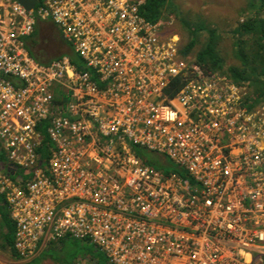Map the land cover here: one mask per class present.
<instances>
[{"label":"built area","instance_id":"2783aa9c","mask_svg":"<svg viewBox=\"0 0 264 264\" xmlns=\"http://www.w3.org/2000/svg\"><path fill=\"white\" fill-rule=\"evenodd\" d=\"M146 1L27 10L0 0V195L13 249L27 260L67 239L109 264H264V112L182 56L174 34L161 37L160 20L140 14ZM38 22L57 28L83 70L66 56L32 58Z\"/></svg>","mask_w":264,"mask_h":264},{"label":"rangeland","instance_id":"374dc122","mask_svg":"<svg viewBox=\"0 0 264 264\" xmlns=\"http://www.w3.org/2000/svg\"><path fill=\"white\" fill-rule=\"evenodd\" d=\"M161 17L160 36L167 38L174 34L173 36L179 41L180 51L190 41L191 31L198 32L199 27L203 28L198 33H194L196 46L194 51L186 57L188 59H195V53L204 47L208 37L206 27H209L216 30L217 51L224 61L225 68L241 65L239 58L236 57L237 45H239L237 43L239 41H243V45L239 46H242L241 48L246 53V56L249 58L250 55H254L252 58L253 63L255 61V65L259 63L255 60L256 54L254 50L258 43L256 41L258 38L257 34L242 35L238 27L249 19H256L264 23V9H260L259 0H168L164 15ZM44 26L42 27L43 32H49L45 36L47 40L42 42L45 45L47 56L53 60L66 54V50L69 47L67 44L63 42L62 47L57 43L55 44L57 28L53 26L52 29L46 25L48 29L50 28L48 30ZM37 34L38 32L36 31L35 35ZM43 57L46 59V54H43ZM258 67L259 69H264V67L259 65ZM263 78V76H260V80ZM240 87L243 89L244 94L242 107L249 112H264V102H254L255 95L252 94V89L248 84ZM252 102L253 104H251ZM250 104L253 105V108H249ZM146 155L149 159L154 157L152 154ZM166 169L169 168L166 167ZM95 248V246L85 242L66 240L60 248L58 243H53L52 249L43 255H49L47 259L52 264H94L96 262L103 264L105 256L101 252L96 251ZM251 252L256 254L253 250ZM20 260L18 259V261ZM18 261L12 257L11 252L0 249V264H23Z\"/></svg>","mask_w":264,"mask_h":264},{"label":"trees","instance_id":"16d2710c","mask_svg":"<svg viewBox=\"0 0 264 264\" xmlns=\"http://www.w3.org/2000/svg\"><path fill=\"white\" fill-rule=\"evenodd\" d=\"M259 1H260V9L262 10L264 9V0H259ZM167 2L168 0H147L145 5L141 8L140 14L148 22L151 23L157 22L162 18L161 16L164 15ZM46 25H48L53 29V25L49 22H43V23L38 22L37 25L35 26V32L37 31L38 34L35 35L34 32V34L28 39L27 48L32 58L38 63L49 64L53 60L66 56L78 70H83L84 66L82 60L76 53L73 52L70 44L66 43L61 38L58 31L56 35L55 44L57 43L61 47L63 45L62 44L63 42L67 44L69 47L66 50V54L58 56L56 59L53 60L47 56V53L45 51V45L42 43L47 40L45 39V36L49 34V32L46 33L43 32L42 27L43 26L46 27ZM238 27H239V32L242 35H249L251 33L257 34L258 38L256 39V41H258V43L254 47L256 54L255 60L259 62L258 63L259 66L264 67V23L259 22L256 19H249L247 22L241 23ZM202 29H203L202 27H199L198 32L199 30ZM198 32L191 31L192 36L190 41H188L183 46V48H181L182 50L181 53L183 56H188L194 51L196 46V38L194 36L195 35L194 33H198ZM206 32L208 37L204 47L198 50L194 55L196 62L200 66H202L205 70L217 71L225 74L228 77V79L237 86L248 84V86L252 89L253 92L252 94L255 95L254 102H260V103L264 102V78L260 80V76L264 77V69H259L258 65H255L256 61L253 63L252 58L254 55H250L249 58L246 56V53L241 48L242 46L241 47L239 46V45H243V41H239L237 43L239 45H237L238 51L236 53V57L239 58L241 65L230 66L228 68H225L224 61L221 59V56L217 51V40H216L217 38L215 36L216 30L213 28L206 27ZM40 39L41 41H39ZM42 52L44 55L46 54V59H44ZM251 104H253V102ZM251 104L249 105V108H253V105ZM44 132L45 130H43V133ZM49 146H51V144L49 143L48 137L46 135L42 145L37 150V152L40 154V157H43L44 154L46 156L49 154L47 152ZM146 154L148 153H146V151H143V153H141V157L143 158V160H146V162L149 165L153 167L166 169V166L162 164L161 157L154 156L153 159H149V157ZM0 162L2 164H7V158L5 156V152L1 148V145H0ZM13 175L17 178L24 179L27 177L28 174L23 170H19L15 172ZM13 180L15 179L13 178ZM14 240H15V225L10 218V213L6 201L4 197L0 195V249L11 252L12 256L18 259L19 257L17 256V254L13 249ZM66 240L67 239L59 241L58 246H61L63 242ZM95 250L98 251L96 248ZM94 264H100V263L96 262ZM103 264H109L106 258Z\"/></svg>","mask_w":264,"mask_h":264},{"label":"crops","instance_id":"0c3cea01","mask_svg":"<svg viewBox=\"0 0 264 264\" xmlns=\"http://www.w3.org/2000/svg\"><path fill=\"white\" fill-rule=\"evenodd\" d=\"M53 244V243H52ZM52 244H44L42 245L39 250L36 252L34 257H31L30 259L27 260H19L17 258H15L19 263H23V264H52V262L50 260H48V256L49 255H43L45 252H49L52 249ZM61 246H59L60 248ZM12 255V254H11Z\"/></svg>","mask_w":264,"mask_h":264},{"label":"water","instance_id":"95a60500","mask_svg":"<svg viewBox=\"0 0 264 264\" xmlns=\"http://www.w3.org/2000/svg\"><path fill=\"white\" fill-rule=\"evenodd\" d=\"M18 2L24 6L27 10H30L36 4V0H18Z\"/></svg>","mask_w":264,"mask_h":264}]
</instances>
